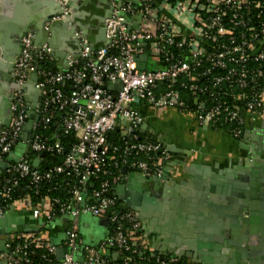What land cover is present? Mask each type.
Instances as JSON below:
<instances>
[{"label":"built area","instance_id":"obj_1","mask_svg":"<svg viewBox=\"0 0 264 264\" xmlns=\"http://www.w3.org/2000/svg\"><path fill=\"white\" fill-rule=\"evenodd\" d=\"M107 2V43L91 49L75 29L81 50L67 54L65 70L50 67L56 49L34 44L32 30L21 38L10 117L0 129V214L27 212L35 229L0 232L5 264H182L148 251L138 214L115 192L123 167L160 176L171 156L142 131L145 118L132 102L192 113L199 126H224L236 140L263 114L264 0ZM32 72L29 103L22 86ZM85 216L105 221L96 243L81 234ZM51 223L62 227L57 240L42 235Z\"/></svg>","mask_w":264,"mask_h":264},{"label":"crops","instance_id":"obj_2","mask_svg":"<svg viewBox=\"0 0 264 264\" xmlns=\"http://www.w3.org/2000/svg\"><path fill=\"white\" fill-rule=\"evenodd\" d=\"M91 3L96 5L97 0ZM20 10L21 6L13 1L6 5L0 37L8 43L12 40L9 25L22 18ZM31 14L26 10L24 18ZM86 22L94 36L93 22ZM57 38L60 43L56 47L61 50L57 49L50 67L62 71L66 69L67 54H71L66 50L75 45L60 32ZM1 83L5 81L0 79ZM26 97L29 103L35 102L32 86ZM141 114L145 118L142 131L161 140L171 156L160 176L145 177L127 171L115 192L118 196L126 193L128 204L140 214V238L148 251L178 257L182 264H264V211L250 216L244 210V202H264V198L259 201L257 197H246L252 187L247 184L248 172L264 167V111L240 141L224 130L199 126L192 113L168 108L161 112L142 109ZM12 213L14 216L11 212L6 215L12 219L14 230L35 229L29 213ZM89 217L81 221V234L86 242L96 243L106 234L105 223L97 220L101 225L97 231L87 220ZM244 219L245 230L241 228ZM61 229L58 223H51L41 232L57 240ZM0 264H5L1 258Z\"/></svg>","mask_w":264,"mask_h":264},{"label":"water","instance_id":"obj_3","mask_svg":"<svg viewBox=\"0 0 264 264\" xmlns=\"http://www.w3.org/2000/svg\"><path fill=\"white\" fill-rule=\"evenodd\" d=\"M12 1L14 3H18L19 6H21L20 15L22 16V18L17 19L15 22H12L13 24L11 23L9 25L8 31L11 33V42L8 43L0 37V79L5 81V83H1L0 86V129L7 123V121H5L6 116L7 118L10 117V90L16 86L13 79V67L16 58L19 56L22 47L21 38L24 36V34L29 30H32L35 34L34 44L37 42L44 43L45 41H47V43L52 48L56 49V51H54L55 57L58 54L57 49L59 48H57L56 45L58 46V44L60 43L59 39L57 38V34H59L60 32L61 34H63V36H65L66 40L69 43H73L75 45L73 47H70L69 45L70 49L66 51L77 54L81 50V45L78 41H75L71 38L72 33L70 35L71 30H74V27L70 25V22H74L75 26H77L79 31H81L82 37L86 40V44L91 49H97L99 46L107 43V40L104 37V20L110 16L111 12V7L108 4L107 0H98L99 3H104L107 6L105 8L100 6L103 10L102 13L100 15H97L96 19H94L95 21H92L93 29L95 32V35L92 36L93 30L89 28L88 23L84 18L85 13L89 11L90 8H93L94 6L97 7L96 5H92L91 0H0V24L6 18V5ZM66 8L69 9L68 12H65ZM26 10H31L32 14L29 15V17L24 18V12ZM53 18L56 19L53 20L50 23L49 27L46 29L45 23L52 20ZM12 42L17 43V48H14L16 43ZM63 56H65V53ZM138 68L143 69L144 64H142L141 66L139 65ZM5 72H7L6 75H4ZM29 78L31 79V81L22 86V88L25 90V98L27 101L28 99L26 96L29 94L30 87H34L36 73H30ZM117 87L118 84H115L114 88ZM25 130L29 131V125L25 127ZM40 156H44V153H41ZM15 158L16 155L11 154L9 157H7V160L12 161ZM0 166H4V163L1 162ZM122 171L126 173L125 167L122 168ZM248 176L250 178L247 184L249 186L252 185V187L247 190L250 192V194L246 195V197H257L259 201L262 200L264 198V167L253 173L248 172ZM126 196L127 194L124 193V195L122 196L119 195L118 198L120 200H123L127 207L135 210L130 204H128ZM244 205V207H247L244 208V210H246L245 212H248L250 216L253 214H258L260 212L259 210L263 209L264 211V202L262 201H260L258 205L252 202H250L249 204L247 202H244ZM135 212L137 213V210H135ZM137 214L139 218H141L140 214ZM11 215L14 216V213L11 212ZM11 220L12 219L6 216V214H0V232L6 233L14 231V225ZM251 222L252 221H250V223ZM99 223H105V221L99 220ZM245 225L246 219L243 220V224L241 225V228L244 230L246 229ZM3 227L6 228L4 229ZM249 232H253L252 227ZM5 239L6 235H0V251L2 250ZM63 252V248H59L56 251L57 259L60 260L62 258ZM78 261L81 262L82 259L79 257Z\"/></svg>","mask_w":264,"mask_h":264},{"label":"flooded vegetation","instance_id":"obj_4","mask_svg":"<svg viewBox=\"0 0 264 264\" xmlns=\"http://www.w3.org/2000/svg\"><path fill=\"white\" fill-rule=\"evenodd\" d=\"M96 8L92 11V10H89V11H87L86 13H85V15H84V18L87 20V19H90L91 21H93L94 19H96V17H97V15H100L101 13H102V7H106L107 5L106 4H104V3H99L98 2V0H97V3H96ZM100 6H102V7H100ZM95 21V20H94ZM74 23V22H73ZM73 27H74V30L75 29H78L77 28V26H75V24H73ZM74 30H71V32H70V35H71V33H73V31ZM79 30V29H78ZM72 38V37H71ZM73 39V38H72ZM74 40V39H73ZM14 43H16V42H14ZM15 45V44H14ZM17 46V43H16V45H15V47L14 48H17L16 47ZM14 48H13V50H14ZM13 71H14V67H13ZM7 97V96H6ZM9 97V96H8ZM10 101H11V95H10Z\"/></svg>","mask_w":264,"mask_h":264},{"label":"rangeland","instance_id":"obj_5","mask_svg":"<svg viewBox=\"0 0 264 264\" xmlns=\"http://www.w3.org/2000/svg\"><path fill=\"white\" fill-rule=\"evenodd\" d=\"M132 105L136 108H138V110L141 112L142 109H146L149 112H156V109H154L153 107H150L148 105H145L143 103H137V102H132ZM167 108H159L158 110L161 112L162 110H166ZM19 148H21V145H19ZM89 216H87L88 218ZM90 222V225H92L93 227H95V229H97V231H99V229L101 228L99 225H97V219L95 217L90 216L89 219H87Z\"/></svg>","mask_w":264,"mask_h":264},{"label":"trees","instance_id":"obj_6","mask_svg":"<svg viewBox=\"0 0 264 264\" xmlns=\"http://www.w3.org/2000/svg\"><path fill=\"white\" fill-rule=\"evenodd\" d=\"M213 128H217V129H221V130H224L226 133H227V131L225 130V127L224 126H220V125H217V126H214ZM114 135H115V132H114ZM116 135H117V133H116ZM115 135V136H116ZM117 137V136H116ZM240 141V140H239ZM48 158H50V159H48ZM46 159H48V162H50L51 161V157H49L48 156V154L46 155V157L44 158V160H46ZM52 160H55V162H57L58 160H59V158L58 157H52ZM48 167V165H41L40 166V169L41 170H43V169H46ZM42 264H47V263H45V262H43Z\"/></svg>","mask_w":264,"mask_h":264}]
</instances>
